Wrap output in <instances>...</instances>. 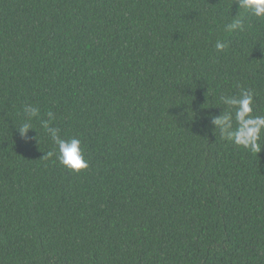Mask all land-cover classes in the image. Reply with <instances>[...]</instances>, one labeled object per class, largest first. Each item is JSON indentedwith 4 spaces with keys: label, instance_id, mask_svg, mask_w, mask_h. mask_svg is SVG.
Here are the masks:
<instances>
[{
    "label": "trees",
    "instance_id": "trees-1",
    "mask_svg": "<svg viewBox=\"0 0 264 264\" xmlns=\"http://www.w3.org/2000/svg\"><path fill=\"white\" fill-rule=\"evenodd\" d=\"M237 12L236 0H0V264H264V150L206 119L241 88L264 115V20L244 13L228 33ZM29 104L40 117L23 139ZM49 111L87 169L47 157Z\"/></svg>",
    "mask_w": 264,
    "mask_h": 264
},
{
    "label": "clouds",
    "instance_id": "clouds-1",
    "mask_svg": "<svg viewBox=\"0 0 264 264\" xmlns=\"http://www.w3.org/2000/svg\"><path fill=\"white\" fill-rule=\"evenodd\" d=\"M238 12L232 15L225 24L224 30L228 33L243 31L245 28L244 13L264 20V0H236ZM227 42L217 40L215 48L224 51ZM255 92L252 89L241 88L238 95H225L220 97V102L225 106L219 115L209 114L206 119L211 121L213 132L219 130L221 136L235 145L242 146L253 153L264 150V115L254 114ZM23 111L27 121L16 128L23 139L28 138L30 130H35L31 124L33 118L40 117V108L34 105H25ZM47 119H39L40 127L57 146V151L47 152V157H56L58 162L70 171L80 172L88 168V161L84 156L81 140L76 137L62 138L60 129L53 126L54 114L49 111ZM36 131V130H35ZM37 132V131H36Z\"/></svg>",
    "mask_w": 264,
    "mask_h": 264
}]
</instances>
